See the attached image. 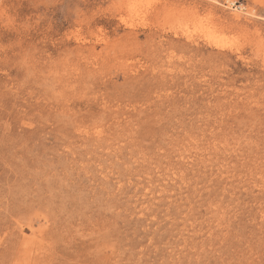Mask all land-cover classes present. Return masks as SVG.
Wrapping results in <instances>:
<instances>
[{
    "label": "rangeland",
    "instance_id": "rangeland-1",
    "mask_svg": "<svg viewBox=\"0 0 264 264\" xmlns=\"http://www.w3.org/2000/svg\"><path fill=\"white\" fill-rule=\"evenodd\" d=\"M0 264H264V0H0Z\"/></svg>",
    "mask_w": 264,
    "mask_h": 264
},
{
    "label": "bare ground",
    "instance_id": "bare-ground-1",
    "mask_svg": "<svg viewBox=\"0 0 264 264\" xmlns=\"http://www.w3.org/2000/svg\"><path fill=\"white\" fill-rule=\"evenodd\" d=\"M207 21H209V18H202V20H201L202 23L207 22ZM189 40L190 39H188V41ZM212 41H213V38L212 37H206L205 40H204V42L205 43H208V44H211ZM216 48H219L220 49L219 46H216Z\"/></svg>",
    "mask_w": 264,
    "mask_h": 264
}]
</instances>
